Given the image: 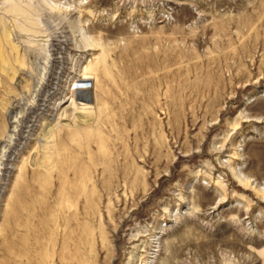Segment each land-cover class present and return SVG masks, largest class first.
<instances>
[{"label": "rangeland", "instance_id": "rangeland-1", "mask_svg": "<svg viewBox=\"0 0 264 264\" xmlns=\"http://www.w3.org/2000/svg\"><path fill=\"white\" fill-rule=\"evenodd\" d=\"M0 264H264V0H0Z\"/></svg>", "mask_w": 264, "mask_h": 264}, {"label": "bare ground", "instance_id": "bare-ground-1", "mask_svg": "<svg viewBox=\"0 0 264 264\" xmlns=\"http://www.w3.org/2000/svg\"><path fill=\"white\" fill-rule=\"evenodd\" d=\"M67 42H68V40L66 42H65V40L64 41L61 40L60 46L63 44H66ZM62 49H63L62 46L60 47V49H59V47H58V49H56L58 51L57 52L58 54L56 53V57L52 61L51 70L49 71V76H47L46 78L43 79L42 83L40 84V88L38 90H36V92H37L36 94L39 97V103L37 105H31V106H28L27 108H25L24 114H22L23 116H21L19 119H17L15 121L16 126L14 127V130H13V134H12V138H11L12 142H10L9 144L7 143V147L9 148V154L6 155L7 159L5 160V161H7V165L5 167L6 171L8 169L10 170L9 163L14 159L13 156H14L15 150L20 146L22 141L27 139L28 136L36 129V127H37L36 122L39 119V117H43V116H45V114L52 116L53 114H55V112L58 113L59 109H62V107L65 105V102L62 100V98H60L59 100H57L55 102H52V100H54V98H56L62 91L61 90V73L58 72V70L60 68V70L62 69L64 71V69L67 68V67H65L66 66V59L64 57L59 56L60 55L59 51ZM45 79H47L46 82H45ZM63 81H64V79H63ZM79 88L82 89V91L81 92H74L75 94L71 99L72 104H74V106H75V100L76 99L82 100L83 102H87V103H89L91 101L90 100V89L85 88V86H79ZM22 103H24V101H22L20 103L19 107H22ZM87 103H84L83 105L85 106V105H87ZM239 178L241 179V181L243 183L246 182V180H247V179L244 180L245 177L243 178L242 174H240Z\"/></svg>", "mask_w": 264, "mask_h": 264}]
</instances>
